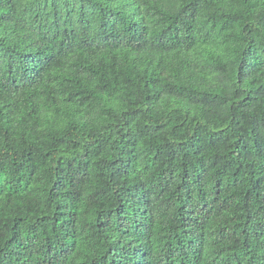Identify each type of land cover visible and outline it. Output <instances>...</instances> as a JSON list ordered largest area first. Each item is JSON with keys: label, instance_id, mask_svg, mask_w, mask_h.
Segmentation results:
<instances>
[{"label": "trees", "instance_id": "obj_1", "mask_svg": "<svg viewBox=\"0 0 264 264\" xmlns=\"http://www.w3.org/2000/svg\"><path fill=\"white\" fill-rule=\"evenodd\" d=\"M0 264H264V0H0Z\"/></svg>", "mask_w": 264, "mask_h": 264}]
</instances>
